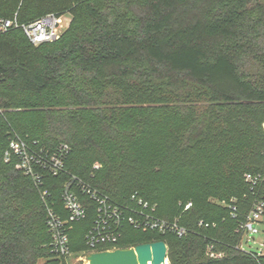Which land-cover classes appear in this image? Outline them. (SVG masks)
I'll return each mask as SVG.
<instances>
[{"label": "trees", "instance_id": "1", "mask_svg": "<svg viewBox=\"0 0 264 264\" xmlns=\"http://www.w3.org/2000/svg\"><path fill=\"white\" fill-rule=\"evenodd\" d=\"M50 13L71 15L53 42L0 34V264H68L49 245L42 192L65 216L73 176L187 230L126 225L121 248L163 240L170 264H264L240 227L264 200V183L246 181L264 174V0H0L23 24ZM12 130L50 152L68 144L65 171L37 186L5 161ZM72 189L88 208L69 230L78 254L97 205Z\"/></svg>", "mask_w": 264, "mask_h": 264}, {"label": "built area", "instance_id": "2", "mask_svg": "<svg viewBox=\"0 0 264 264\" xmlns=\"http://www.w3.org/2000/svg\"><path fill=\"white\" fill-rule=\"evenodd\" d=\"M70 20L66 15L46 14L33 22L20 23L17 16L7 18L0 15V34L12 29L20 28L34 45L44 42H53L60 38L64 30L69 26ZM5 110L0 106V125L6 122ZM8 145L4 152L5 161L12 158L17 160V168L26 175L32 177L37 186L43 183V173L58 175L65 171V161L70 152L68 144H61L57 150L50 152L42 147L38 148L37 142L28 143L15 131L6 132ZM101 165L94 164L98 169ZM76 180V182H74ZM246 181L252 188L264 183V174H246ZM76 185L89 195L97 205V214L94 222L86 233L85 251L75 254L69 245V230L76 221L86 219L87 206L80 200L74 189ZM47 191L42 192L47 207V223L52 235L49 245L52 250L67 259L76 256L81 262L89 264L87 255L94 252L115 250L119 247V241L126 225L134 228H147L161 233L175 232L179 236L186 234L187 230L179 224L178 219H168L157 215V205L150 204L142 198L132 195L133 204L122 205L112 200L107 194L81 179L73 176V181L67 182L62 194L66 215L58 213L47 202ZM192 207V202L186 203L184 209ZM235 210L236 207L232 206ZM264 218V200H256L247 220L241 224L243 233H258L254 223Z\"/></svg>", "mask_w": 264, "mask_h": 264}, {"label": "water", "instance_id": "3", "mask_svg": "<svg viewBox=\"0 0 264 264\" xmlns=\"http://www.w3.org/2000/svg\"><path fill=\"white\" fill-rule=\"evenodd\" d=\"M87 259L89 264H169L168 246L163 240L94 252L88 254Z\"/></svg>", "mask_w": 264, "mask_h": 264}, {"label": "rangeland", "instance_id": "4", "mask_svg": "<svg viewBox=\"0 0 264 264\" xmlns=\"http://www.w3.org/2000/svg\"><path fill=\"white\" fill-rule=\"evenodd\" d=\"M67 20H71V15H66ZM254 227L259 230L258 233H245L242 239V248L248 251H254L258 254H264V218L260 222L254 223ZM44 262H42L43 264ZM68 264H86L73 256L68 259ZM170 264V263H169Z\"/></svg>", "mask_w": 264, "mask_h": 264}, {"label": "bare ground", "instance_id": "5", "mask_svg": "<svg viewBox=\"0 0 264 264\" xmlns=\"http://www.w3.org/2000/svg\"><path fill=\"white\" fill-rule=\"evenodd\" d=\"M149 264H151V263H149Z\"/></svg>", "mask_w": 264, "mask_h": 264}]
</instances>
